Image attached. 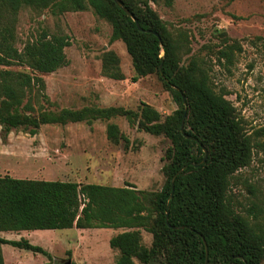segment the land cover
Instances as JSON below:
<instances>
[{
    "label": "trees",
    "instance_id": "obj_1",
    "mask_svg": "<svg viewBox=\"0 0 264 264\" xmlns=\"http://www.w3.org/2000/svg\"><path fill=\"white\" fill-rule=\"evenodd\" d=\"M158 1L120 0L138 20L139 29L113 0H0V126L6 135L22 130L35 136L44 125H91L123 117L139 131L171 141L164 157L166 183L158 193L133 184L117 187L0 175V264H5L3 245L52 259L43 247L27 239H6L2 233L73 228L125 229L109 241L118 252L114 264H205L206 246L208 264H263L264 221L259 216L264 210L254 207L249 211L252 219H247L235 210L229 195L231 177L252 160V139L231 101L213 88L205 71L196 63L182 66L188 51L151 8L150 3ZM25 6L50 9L54 15L92 9L111 24V41L126 45L135 70L133 81L158 73L180 109L164 120L146 103L138 112L123 107L37 111L29 93L35 90L48 102L42 74L69 64L66 49L71 39L44 31L20 50L16 26ZM222 54L232 62V51ZM102 70L111 79H125L112 50L105 53ZM106 132L111 143L131 149V140L118 124L110 122ZM185 166L172 189L174 176ZM142 230L153 235L150 248L143 243Z\"/></svg>",
    "mask_w": 264,
    "mask_h": 264
},
{
    "label": "rangeland",
    "instance_id": "obj_2",
    "mask_svg": "<svg viewBox=\"0 0 264 264\" xmlns=\"http://www.w3.org/2000/svg\"><path fill=\"white\" fill-rule=\"evenodd\" d=\"M150 6L169 31L184 41L188 52L183 54L182 66L196 63L205 71L213 88L231 101L252 139V160L231 177L229 191L235 210L251 220L250 210H264V0H172L171 6L159 0ZM44 31L69 36L71 46L66 49L67 66L42 74L48 102L35 90L29 93L37 111L123 107L138 112L146 103L164 120L180 109L158 73L133 81L135 70L126 45L111 41V24L92 9L54 15L50 9L23 7L16 26L17 47L24 49ZM111 50L120 59L124 80L103 73L104 55ZM226 50L233 53L231 63L222 54ZM110 122L131 140V149L108 140ZM170 146L166 137L139 131L123 117L91 125H44L35 136L22 130L6 135L0 126V175L117 187L133 184L158 193L166 183L164 157ZM259 219L264 221V214ZM124 231L119 229L117 234ZM109 236L104 229L77 228L3 234L6 239H27L43 247L51 260L9 245L2 249L5 264H114L118 252L111 249ZM142 236L150 248L153 235L142 230Z\"/></svg>",
    "mask_w": 264,
    "mask_h": 264
},
{
    "label": "water",
    "instance_id": "obj_3",
    "mask_svg": "<svg viewBox=\"0 0 264 264\" xmlns=\"http://www.w3.org/2000/svg\"><path fill=\"white\" fill-rule=\"evenodd\" d=\"M115 3H116V5L119 7V8H121L129 17H131L132 19H133V21L136 23V25H137V27L139 28V29H141L140 28V25H139V22H138V20L136 19V18H134V15H133V13L132 12H130L123 4H122V2H120V0H113ZM148 32H152V31H148ZM155 36H157V37H159V34L157 33V32H152ZM161 75H162V77L164 78V75L162 74V70H161ZM178 92H179V90H177ZM182 99H183V101H184V103H186L185 102V98H184V96H182ZM186 117H187V109H185V111H184V115H183V119H182V123H181V131H182V133L185 135V120H186ZM187 138H189V136H186ZM206 157H207V154H206ZM206 160V159H205ZM205 160L203 161V162H205ZM196 166H199V165H196ZM187 168V166H185L184 168H182L175 176H174V178H173V180H172V189H174V182H175V180H176V178H177V176L179 175V174H181L185 169ZM167 219H168V216H167ZM203 240H204V238H203ZM206 263L205 264H208V258H209V253H208V247L206 246ZM66 264H72V261H68Z\"/></svg>",
    "mask_w": 264,
    "mask_h": 264
},
{
    "label": "crops",
    "instance_id": "obj_4",
    "mask_svg": "<svg viewBox=\"0 0 264 264\" xmlns=\"http://www.w3.org/2000/svg\"><path fill=\"white\" fill-rule=\"evenodd\" d=\"M104 230H106V231H108V232H110V236H109V241H110V239L113 237V236H115V235H117V230H115V229H104ZM119 230V229H118ZM84 231V230H83ZM3 234L4 233H2V236H3Z\"/></svg>",
    "mask_w": 264,
    "mask_h": 264
}]
</instances>
